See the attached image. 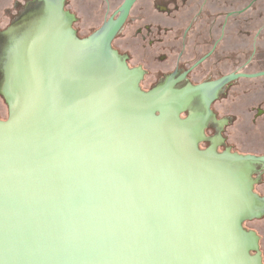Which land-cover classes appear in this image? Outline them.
<instances>
[{
  "label": "water",
  "instance_id": "water-1",
  "mask_svg": "<svg viewBox=\"0 0 264 264\" xmlns=\"http://www.w3.org/2000/svg\"><path fill=\"white\" fill-rule=\"evenodd\" d=\"M132 3L84 40L51 13L6 46L0 264H261L252 175L114 58Z\"/></svg>",
  "mask_w": 264,
  "mask_h": 264
},
{
  "label": "flooded vegetation",
  "instance_id": "flooded-vegetation-1",
  "mask_svg": "<svg viewBox=\"0 0 264 264\" xmlns=\"http://www.w3.org/2000/svg\"><path fill=\"white\" fill-rule=\"evenodd\" d=\"M77 1L84 11L87 9L85 15L89 19L84 27L79 25L81 18L72 0H24L23 7L14 2L13 8H2L0 15H6L9 24L5 31H0V43L7 46L13 42V35L19 36L25 30L32 32L51 13L63 16L74 40H84L105 24L115 22L126 0ZM132 1L124 23L111 41L116 62L141 79L142 92L156 94L167 106L177 108L179 119L200 132L199 143L218 144L224 160H235L234 166L242 175H254L249 188L257 215L251 219L259 221L264 217V138L250 143V150L234 149L225 131L237 117L240 121L249 117L253 128L259 121L264 124V98L258 97L232 118L220 115L215 104L227 101L229 96L264 95V82L258 84L264 75L255 77L264 73L260 30L253 28L255 25L250 27L248 18L246 22L240 20L253 14L257 20L264 0ZM235 20L236 24L229 23ZM228 28L238 33L237 40H227ZM81 30L88 33L80 36ZM250 35L253 39L247 40ZM230 76L233 78L209 98L211 85ZM236 139L235 143L245 145L243 136ZM254 231L259 244L258 231ZM261 254L264 255L262 251Z\"/></svg>",
  "mask_w": 264,
  "mask_h": 264
},
{
  "label": "rangeland",
  "instance_id": "rangeland-1",
  "mask_svg": "<svg viewBox=\"0 0 264 264\" xmlns=\"http://www.w3.org/2000/svg\"><path fill=\"white\" fill-rule=\"evenodd\" d=\"M24 0H0V10L2 8H8L11 9L13 8V3L16 2L19 4L20 7H23L26 3L23 2ZM73 1V6L75 11H77L79 17L81 18V21L79 22L81 24L87 22V20L89 19L86 15L84 11V8L80 6H78V1L77 0H72ZM90 6V5H89ZM95 6V5H92ZM91 7V6H90ZM89 8V7H88ZM89 11V10H88ZM261 14L257 16V20H256V16L253 14L251 16H247L244 15L240 20L244 22L246 18L249 19V22L247 23L248 25H250V27H252L253 25H255V27L253 28H258L260 30V38H259V48L260 50L263 49L264 50V6L263 9L260 10ZM84 13V15H83ZM254 20V21H252ZM252 21V23H251ZM229 23H231L233 25L236 24V20L235 21H229ZM9 24V19L7 18L6 15H0V31L4 30L5 28L8 26ZM25 30V29H23ZM22 30V31H23ZM238 38V33L234 30H232V28H228L227 31V40H237ZM245 38V37H244ZM243 38V39H244ZM253 39V35L248 36L247 40H252ZM245 40V39H244ZM233 47H228V50H232ZM6 50V45H4V42L0 43V58L4 56V51ZM248 54V53H247ZM258 84H261L264 82V78L259 80ZM254 83V82H253ZM257 84V83H256ZM250 85V84H249ZM253 85V84H251ZM264 98V95H256L253 93H248V94H243V95H238V96H229L227 101H223V102H218L215 104V109L218 113H220V115L224 116V114L228 115L229 118H232L233 116L236 117V115L239 114L240 110L243 109L246 105H248L250 102H254L257 100V98ZM223 107L225 108V110L223 109ZM249 117H246L244 119V121H240V118H236L235 122L229 126L225 133L229 136V140L231 141L233 148H239L242 150H250L251 149V145L250 143H254V141H258L261 138H264V124H262L260 121L258 122L257 126L255 128H253L252 126L249 125L248 123ZM243 136L244 138V144L243 147L241 145H239V143H235V141H237L236 137H240ZM264 140V139H263ZM261 139V141H263ZM254 176V175H253ZM252 176V180L253 177ZM264 179V177H263ZM254 208H255V202H254ZM255 230L258 231V235L260 237V242L257 245V249L259 252H257L258 256H260L259 254L261 253V251L264 254V217L262 219H260L259 221H255ZM257 239L258 236L256 235ZM259 246V247H258ZM261 260V264H264V255L261 254L260 256Z\"/></svg>",
  "mask_w": 264,
  "mask_h": 264
}]
</instances>
